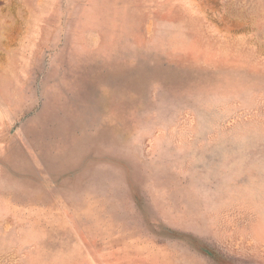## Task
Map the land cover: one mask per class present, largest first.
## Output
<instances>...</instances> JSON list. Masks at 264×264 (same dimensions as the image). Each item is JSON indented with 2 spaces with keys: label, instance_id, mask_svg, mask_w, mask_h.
Segmentation results:
<instances>
[{
  "label": "rangeland",
  "instance_id": "1",
  "mask_svg": "<svg viewBox=\"0 0 264 264\" xmlns=\"http://www.w3.org/2000/svg\"><path fill=\"white\" fill-rule=\"evenodd\" d=\"M0 264H264V0H0Z\"/></svg>",
  "mask_w": 264,
  "mask_h": 264
}]
</instances>
